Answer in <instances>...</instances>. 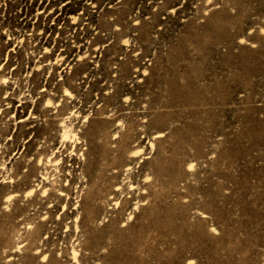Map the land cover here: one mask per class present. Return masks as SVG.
Here are the masks:
<instances>
[{"label": "rangeland", "instance_id": "rangeland-1", "mask_svg": "<svg viewBox=\"0 0 264 264\" xmlns=\"http://www.w3.org/2000/svg\"><path fill=\"white\" fill-rule=\"evenodd\" d=\"M0 264H264V0H0Z\"/></svg>", "mask_w": 264, "mask_h": 264}]
</instances>
